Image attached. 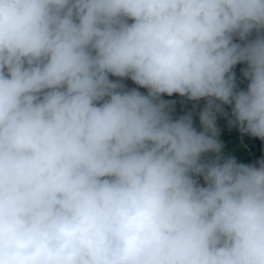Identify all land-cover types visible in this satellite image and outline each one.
I'll list each match as a JSON object with an SVG mask.
<instances>
[{"label":"clouds","instance_id":"obj_1","mask_svg":"<svg viewBox=\"0 0 264 264\" xmlns=\"http://www.w3.org/2000/svg\"><path fill=\"white\" fill-rule=\"evenodd\" d=\"M219 117L264 141V0H0V264H264Z\"/></svg>","mask_w":264,"mask_h":264},{"label":"rangeland","instance_id":"obj_2","mask_svg":"<svg viewBox=\"0 0 264 264\" xmlns=\"http://www.w3.org/2000/svg\"><path fill=\"white\" fill-rule=\"evenodd\" d=\"M244 65H237L234 71L236 72L237 82L239 87H246L247 81L244 80L240 69ZM129 87H135V85L129 80L126 81ZM145 91L144 89H140ZM165 99L176 100V115L183 114V110H190L191 103L181 104V98L174 95L173 97H165ZM203 101H201V105ZM228 110V109H226ZM230 111V110H229ZM197 127H199L198 117H194ZM217 127L220 131L219 139L224 144L225 155L235 156L237 162L250 164L255 161L264 158V141L259 138L251 137L247 134H241L237 128L228 126L227 117H219L217 120Z\"/></svg>","mask_w":264,"mask_h":264}]
</instances>
